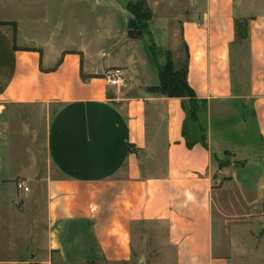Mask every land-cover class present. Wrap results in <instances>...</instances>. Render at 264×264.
Here are the masks:
<instances>
[{
	"label": "crops",
	"instance_id": "obj_1",
	"mask_svg": "<svg viewBox=\"0 0 264 264\" xmlns=\"http://www.w3.org/2000/svg\"><path fill=\"white\" fill-rule=\"evenodd\" d=\"M143 1L153 38L178 30L183 62L165 52L202 103L193 119L182 99L149 91L160 83L149 44L128 39L117 0L58 1L125 18L107 53L72 46L65 13L28 27L5 15L55 0H0V235L2 210L40 209L38 264H125L145 229L146 261L153 248L162 264H229L231 218L264 206V0ZM115 67L120 90L104 78ZM14 138L27 144L17 156Z\"/></svg>",
	"mask_w": 264,
	"mask_h": 264
},
{
	"label": "rangeland",
	"instance_id": "obj_2",
	"mask_svg": "<svg viewBox=\"0 0 264 264\" xmlns=\"http://www.w3.org/2000/svg\"><path fill=\"white\" fill-rule=\"evenodd\" d=\"M55 0L54 5L37 7V11H32L31 7H11L8 6L5 15L7 18H18L22 20V26L28 27L29 19H42L43 16L52 15L58 21L60 14L65 13V32L70 38L72 46H79L81 43L89 47H101L107 53L113 46L110 39L117 36L123 28L125 18L116 12L106 15L99 12L98 19L90 20V16L86 18V6L71 2L70 5H64L62 2ZM62 1V0H61ZM124 7L127 0H117ZM135 1V0H133ZM94 3H89V9L94 8ZM108 16V17H107ZM42 24V22H39ZM157 23H154L156 25ZM174 25V24H172ZM171 23L167 24V32H155L151 38L155 46L162 52L168 51L172 46L180 55V61L183 62V50L181 48L178 30ZM175 30H173L172 28ZM98 31L101 41H94L92 35ZM44 30L42 34H45ZM113 34V35H112ZM162 34V35H161ZM82 35V36H81ZM144 42L148 43L147 39ZM169 57L171 54L169 52ZM116 55H114V60ZM158 63L164 65L165 55L158 56ZM105 63L111 62L110 57L104 58ZM112 64V63H111ZM173 64V63H172ZM174 67V66H173ZM215 127V125H214ZM242 125L233 121L231 125L232 143L235 142L238 133H241ZM248 132L253 135L252 126L248 125ZM254 136H252V139ZM254 141V139H253ZM27 148L25 141L19 143L13 139L12 151L14 156L22 154L23 149ZM17 185V184H16ZM16 190L19 189L15 186ZM1 192V191H0ZM9 192V191H7ZM264 206H259L255 213L248 217H232L229 225V236L226 241L231 245L232 252L230 254L229 264H264V216L262 214ZM32 209L22 207L20 204L12 207L11 212L1 214L6 225L2 227L0 235V262L3 264H38L35 258L39 254L38 242L42 235L43 222L40 215V209ZM1 210V207H0ZM139 240L135 241L134 256L130 262L125 264H162L154 256L157 250L153 248L149 251L146 261V229L138 233ZM164 264V263H163Z\"/></svg>",
	"mask_w": 264,
	"mask_h": 264
},
{
	"label": "trees",
	"instance_id": "obj_3",
	"mask_svg": "<svg viewBox=\"0 0 264 264\" xmlns=\"http://www.w3.org/2000/svg\"><path fill=\"white\" fill-rule=\"evenodd\" d=\"M124 9L130 14V19L127 21V37L131 40H148L149 51L154 64L157 67L160 83L157 87L150 88L151 93L161 94L168 98L182 99L184 109L193 119L196 117V112L199 110L198 104L202 103L196 100L194 91L189 87L186 80V71L181 69L175 71L171 58L168 52L159 50L152 41L149 31V22L151 13L143 0H128L124 4ZM15 25L13 24V27ZM236 33L240 41L247 36L246 25L244 22L236 23ZM165 55L164 65L158 63V56Z\"/></svg>",
	"mask_w": 264,
	"mask_h": 264
},
{
	"label": "built area",
	"instance_id": "obj_4",
	"mask_svg": "<svg viewBox=\"0 0 264 264\" xmlns=\"http://www.w3.org/2000/svg\"><path fill=\"white\" fill-rule=\"evenodd\" d=\"M104 78L108 86L118 90L125 88L127 85L126 73L122 68L115 67L109 69L105 73ZM16 187L18 189H22L24 192L28 191V188L24 187L22 183H17ZM262 214L264 216V207L262 210Z\"/></svg>",
	"mask_w": 264,
	"mask_h": 264
}]
</instances>
